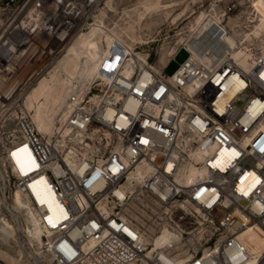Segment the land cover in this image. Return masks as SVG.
Segmentation results:
<instances>
[{
    "label": "built area",
    "instance_id": "built-area-1",
    "mask_svg": "<svg viewBox=\"0 0 264 264\" xmlns=\"http://www.w3.org/2000/svg\"><path fill=\"white\" fill-rule=\"evenodd\" d=\"M102 2L0 0V199L38 229L39 264L261 260L244 233L264 230V42L215 20L166 75L113 41L80 81L61 58ZM50 75L64 100L46 133L24 100Z\"/></svg>",
    "mask_w": 264,
    "mask_h": 264
},
{
    "label": "rangeland",
    "instance_id": "rangeland-1",
    "mask_svg": "<svg viewBox=\"0 0 264 264\" xmlns=\"http://www.w3.org/2000/svg\"><path fill=\"white\" fill-rule=\"evenodd\" d=\"M228 7L231 8L230 11L224 14ZM100 17L110 39L122 42L133 48L134 52L149 51V61L156 66H161L168 60L170 53L189 30L195 32L206 23L218 19L226 23L234 33H240L242 37L245 35L246 40L257 45L264 42V0H103L95 19ZM99 41L100 44L102 41L105 44L103 37ZM56 99L57 96L53 94H45L40 102L48 105L42 109L41 114ZM1 172L2 170L0 174ZM1 185L0 178V197ZM4 205L6 203L1 198L0 218H7L2 220L8 222L14 231L7 238V245L0 233V262L39 264L44 256L37 243L29 245L32 234L27 237V225L20 230L19 221L14 216L18 210L8 202L6 206L9 210L5 214L2 210ZM15 227L20 230L19 236L16 235ZM259 264H264V258Z\"/></svg>",
    "mask_w": 264,
    "mask_h": 264
},
{
    "label": "bare ground",
    "instance_id": "bare-ground-1",
    "mask_svg": "<svg viewBox=\"0 0 264 264\" xmlns=\"http://www.w3.org/2000/svg\"><path fill=\"white\" fill-rule=\"evenodd\" d=\"M209 23H206L203 27L207 26ZM103 26V27H102ZM202 29V28H201ZM200 29V30H201ZM110 34L104 30V24L100 18L96 19V22L92 27L79 37L75 38L70 44L66 47L65 53L61 58V64L64 68L69 71L71 75H75L78 77L80 81L85 80L91 77L94 73V63L98 57L99 51L101 47H105V45H110L111 42L115 41L114 39H110ZM100 37H103L105 40V44L102 41L100 44ZM122 44L129 53L133 54L134 49L130 48L127 45H124L122 42L116 41ZM137 56H141L140 52H134ZM167 62V61H166ZM164 62L161 66L166 64ZM42 87V88H40ZM45 94H53L57 96V99L48 107V110L43 113L42 109L48 105V103L40 102V99L45 96ZM64 100V90L60 86V81L55 77V75H50L49 77H45L41 79L28 93L24 100V105L27 110L31 111V117L33 122L35 123L38 130L41 132L48 133L50 131V124L54 115L57 112L58 106ZM14 161L15 165L21 171L24 169L21 166V159L19 151L14 152ZM253 184L248 188L250 189ZM13 208L16 210H20V207L14 203H12ZM27 216H25L26 218ZM7 218H0V233L2 235V239L4 244H8V237H11L14 231V228L5 220ZM11 222V221H10ZM11 224H13L11 222ZM25 224L27 225V237L31 235L30 241H28L29 245L34 246L37 243L39 248L40 242V234L35 224L29 219L26 218ZM14 225V224H13ZM16 230V235L19 236L20 230ZM259 234V236H258ZM245 239L249 245V248L254 252H259L264 250V230L259 226H252L244 233ZM258 239V240H257ZM162 240H158L157 244H161ZM261 245V247H260ZM38 254V252H37ZM13 259V257H12ZM260 260L255 259L250 262V264H259Z\"/></svg>",
    "mask_w": 264,
    "mask_h": 264
},
{
    "label": "water",
    "instance_id": "water-1",
    "mask_svg": "<svg viewBox=\"0 0 264 264\" xmlns=\"http://www.w3.org/2000/svg\"><path fill=\"white\" fill-rule=\"evenodd\" d=\"M188 51L184 46L178 48L177 52L173 55V57L167 62L164 67L163 72L166 75H172L175 69L178 67L180 63H182L188 57Z\"/></svg>",
    "mask_w": 264,
    "mask_h": 264
}]
</instances>
